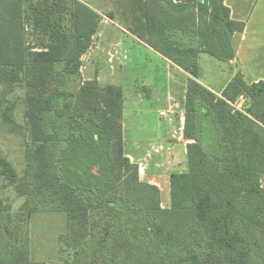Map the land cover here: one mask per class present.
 <instances>
[{"label": "trees", "instance_id": "trees-1", "mask_svg": "<svg viewBox=\"0 0 264 264\" xmlns=\"http://www.w3.org/2000/svg\"><path fill=\"white\" fill-rule=\"evenodd\" d=\"M100 23L81 0H0V87H24L29 137L25 201L0 208V264H52L31 258L22 230L39 210L66 212L57 264H264V81L238 71L218 95L199 64L234 59L245 23L225 0H132L128 29L189 74L188 167L171 172L168 206L127 153L123 86L67 87ZM15 108L1 119L16 123ZM0 177H20L3 155Z\"/></svg>", "mask_w": 264, "mask_h": 264}, {"label": "rangeland", "instance_id": "rangeland-1", "mask_svg": "<svg viewBox=\"0 0 264 264\" xmlns=\"http://www.w3.org/2000/svg\"><path fill=\"white\" fill-rule=\"evenodd\" d=\"M81 1L89 4L99 13L101 23L93 39L92 48L83 58L81 73L68 79V89L76 90L83 81L95 77L101 85L118 84L123 86L125 145L128 152L135 140L152 138L159 142L162 136H171V133L175 135L174 139L180 137V141L176 140L175 143H183V129H181L183 126L181 121H184L185 113L183 89L178 87L175 97L173 94H168L173 91V87L169 83L171 82L170 75L180 82V86L182 80L180 73L182 72L177 73L176 70L168 68L166 62L156 54L135 44L130 36L132 32L128 29L132 18V0ZM136 51L139 53L138 63H136L137 61L131 62L132 54H136ZM200 56L203 80L213 82L214 86L219 88L221 82L230 77L229 63L207 53H201ZM146 82L148 85L145 84ZM5 94L4 87H0V155L13 163L20 177L17 182L0 177V208L9 205L12 207L11 213L14 214L25 201L26 142L29 137L28 134H25L27 123L24 87L17 86L10 95ZM168 96H173L172 99L170 98V102H167ZM135 100L138 101L137 111L131 108L135 104ZM7 101L14 102L16 105V123H7L1 119V110ZM242 101L243 99L237 104L240 109H243ZM168 109H172L173 112L166 115L161 114L162 110ZM167 146L165 144L152 146L151 153L163 150L161 153L164 155H159L160 158L151 159L152 156L144 158L145 155H143L141 159H133L141 167L142 178H147L148 172L152 175H160L158 184L162 190L164 206L170 204L169 176L171 172L187 170L184 156L177 152V160L174 161L167 156ZM157 149L159 151H156ZM157 163H163V166H158ZM262 183L264 185V176ZM26 225L22 230L24 232L25 229H28V250L31 258L52 264L61 263L62 258L68 254V252L64 253V248L58 242L59 235L67 228L66 212L39 210L32 213Z\"/></svg>", "mask_w": 264, "mask_h": 264}, {"label": "crops", "instance_id": "crops-1", "mask_svg": "<svg viewBox=\"0 0 264 264\" xmlns=\"http://www.w3.org/2000/svg\"><path fill=\"white\" fill-rule=\"evenodd\" d=\"M225 4L231 10V18L237 21L244 22L245 29L242 32L237 31L233 34L232 42H233V46L235 48V53H236L235 58L227 61L231 68L230 77L227 80H224L223 82H221L222 84L219 88H216L213 82L211 83V82H206L205 80H203L202 62H201V56H199V64H200V69H201V82L218 95L222 94L226 85L229 83V81L234 77V75L238 71H241L244 74L245 79L247 80L249 84L264 81V0H225ZM130 25L132 26V18H131ZM130 36L134 40L136 45L140 47L143 46L150 52H153L154 54H156L164 62H166L168 68H172L173 70H176L177 73L182 72L180 73L182 77L180 86H179L180 82L177 81L174 77L172 78V76L170 75L171 82L169 83H170V86L173 87V91L168 92V94L169 93L173 94L174 97L177 96V92L175 93V91H177L178 87H180L181 90L183 89L182 90L183 97L185 99L187 81L189 78L188 72L182 69L181 67H179L178 65H176L174 62H172L168 58L164 57L161 53L153 49L151 46H149L145 41L141 40L135 34L130 33ZM138 55H139L138 51H136V54L134 55L132 54L131 62L137 61L136 63H138ZM84 56L82 57V61H83ZM187 74H188V77H187ZM147 82L145 84L148 85ZM173 96H168L167 102H170ZM242 99L243 98H240L239 101ZM134 102L135 104L131 108H133L134 111H137L138 101L135 100ZM181 123H183V126L181 127V129H183L184 121H181ZM124 126H125V123H124ZM182 135H183V132H182ZM183 137L184 135L182 136V138ZM174 138H175V135L171 133V136H164V137L162 136L159 142H157L156 140H153L152 138H149L146 140H142V139L135 140L133 141L132 148L129 150V152L127 151V153L131 157L132 160L135 158L141 159V156L143 155H145L144 158H146L147 156H152L151 159H157V158H160L159 155H164V153H161L163 152V150L161 152L156 153L154 151L151 153V151H153L152 146L156 144H159V145L165 144V145H168L167 150H166L167 156H169L171 159L175 161L177 160L176 153L177 152L181 153L184 156L186 165L188 167L187 145L189 142H191V140H187L184 137L183 138L184 142L177 144L175 142H177L176 140L180 141V137H178V139H174ZM162 164L163 163L161 164L157 163L158 166H163ZM159 176L152 175L150 174V172H148L147 178L149 179L150 182L158 184Z\"/></svg>", "mask_w": 264, "mask_h": 264}, {"label": "built area", "instance_id": "built-area-1", "mask_svg": "<svg viewBox=\"0 0 264 264\" xmlns=\"http://www.w3.org/2000/svg\"><path fill=\"white\" fill-rule=\"evenodd\" d=\"M240 98H243L242 96L240 97ZM235 106H236V108H238V109H240L238 106H237V104H235ZM169 112H173V110L172 109H168V110H163V111H161V114L162 115H166V114H168ZM170 114V113H169ZM156 151H159L158 149L156 150ZM140 170H141V167H140Z\"/></svg>", "mask_w": 264, "mask_h": 264}]
</instances>
